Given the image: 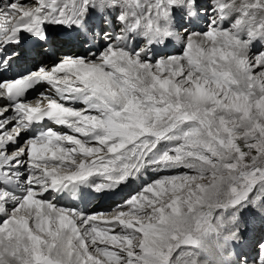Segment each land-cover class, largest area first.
I'll use <instances>...</instances> for the list:
<instances>
[{
    "label": "snow or ice",
    "instance_id": "1",
    "mask_svg": "<svg viewBox=\"0 0 264 264\" xmlns=\"http://www.w3.org/2000/svg\"><path fill=\"white\" fill-rule=\"evenodd\" d=\"M0 74V264H264V0H0Z\"/></svg>",
    "mask_w": 264,
    "mask_h": 264
},
{
    "label": "bare ground",
    "instance_id": "2",
    "mask_svg": "<svg viewBox=\"0 0 264 264\" xmlns=\"http://www.w3.org/2000/svg\"><path fill=\"white\" fill-rule=\"evenodd\" d=\"M3 103H4V101L0 100V105H2ZM160 174L162 175L164 173H160ZM149 176H150L149 179L151 180L153 178V176L152 175H149ZM138 187H139V184H136V185H133V188H130L128 190H131V189L134 190L135 188H138ZM116 200H120V198L116 199ZM114 207H115V203L113 202V200L112 199H108L106 201V203L100 204L98 207H94V209H92V210H100V211L107 212V211H110L111 209H113ZM17 215H28V214L26 212L22 211L21 213H18Z\"/></svg>",
    "mask_w": 264,
    "mask_h": 264
},
{
    "label": "rangeland",
    "instance_id": "3",
    "mask_svg": "<svg viewBox=\"0 0 264 264\" xmlns=\"http://www.w3.org/2000/svg\"><path fill=\"white\" fill-rule=\"evenodd\" d=\"M150 178V176L148 175L147 177H146V179H148V180H150L149 179ZM137 187V186H136ZM133 189H131V190H127L126 192H125V195H127V192H130V191H132ZM123 199V196H121V198H120V200H122Z\"/></svg>",
    "mask_w": 264,
    "mask_h": 264
}]
</instances>
